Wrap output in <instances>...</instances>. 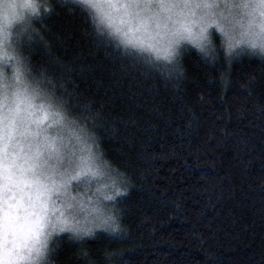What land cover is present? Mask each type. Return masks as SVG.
Listing matches in <instances>:
<instances>
[{
	"label": "trees",
	"instance_id": "trees-1",
	"mask_svg": "<svg viewBox=\"0 0 264 264\" xmlns=\"http://www.w3.org/2000/svg\"><path fill=\"white\" fill-rule=\"evenodd\" d=\"M34 2L48 11L17 51L125 193L122 231L60 234L48 263L264 264V56L229 55L216 36L214 56L186 44L174 66L127 49L136 59L93 9ZM85 108L94 119L77 121Z\"/></svg>",
	"mask_w": 264,
	"mask_h": 264
},
{
	"label": "snow or ice",
	"instance_id": "snow-or-ice-1",
	"mask_svg": "<svg viewBox=\"0 0 264 264\" xmlns=\"http://www.w3.org/2000/svg\"><path fill=\"white\" fill-rule=\"evenodd\" d=\"M82 7L94 9L93 17L98 24V31L107 37L119 41L117 47L123 46L125 55L136 59L134 52L127 49L152 53L156 60H166L175 66L179 56V45L184 39L192 37L193 24L200 23L199 44L202 52L215 55L210 33L206 35L210 21L209 13L200 18V21L185 22V9L190 5L183 0H125L124 3H108L101 5L97 0H76ZM196 7L214 8L218 5L203 4ZM225 7H228L225 5ZM249 17V26L256 21L257 15L264 21V0L256 3H239L232 5ZM27 9L25 14L20 9ZM105 8L111 11H106ZM46 10L43 5L34 0H27L23 5L14 0L0 4V61H7L13 69L11 83H5L3 71H0V88L11 89L0 91V261L2 264H20L25 259L24 250L30 254L33 250L41 255V248L47 247L48 238L55 231L70 232V239H83L91 236L92 229L83 228L78 221L69 222L66 218L58 217L59 227L52 225V231L43 233L48 223L44 216V201L42 197L50 198L56 195L61 188L71 182L83 183L90 186L91 179L100 175L104 165L100 155H97L92 144L87 143L86 129H81L76 140L83 145L80 155L73 152L67 158L58 145L59 137L48 135V129L62 125L67 120L68 110L62 97L55 94V85L52 80L40 75L32 77L31 70L25 63L22 52L12 45L13 26L20 25L16 30L17 39L22 46L23 37L32 29L33 18L41 16ZM118 21V22H117ZM264 26V24H262ZM158 38V39H157ZM166 38V42L160 41ZM155 40V42H153ZM231 43L228 53L232 52ZM253 48L256 45L252 46ZM264 53V45L260 47ZM252 54H256L253 52ZM145 63H151L145 59ZM179 70L178 68L176 69ZM47 84L51 89H42ZM63 87V85H61ZM43 100L39 105L34 101ZM94 119L89 109L85 108L76 118L77 121L87 122ZM47 123L45 128L41 124ZM76 122V121H73ZM35 125V129L32 126ZM43 137L41 140L40 137ZM95 141L93 140V143ZM55 160V163L53 161ZM117 191L115 195H123ZM106 199H114L106 196ZM117 204L120 201H116ZM119 211L108 216L104 224L106 231L117 233L122 231L118 224ZM22 225H26V232L21 235ZM44 235L40 241L38 238ZM33 243L30 245L28 241ZM23 241V243H22ZM40 248H35V243ZM111 258V257H110Z\"/></svg>",
	"mask_w": 264,
	"mask_h": 264
},
{
	"label": "rangeland",
	"instance_id": "rangeland-1",
	"mask_svg": "<svg viewBox=\"0 0 264 264\" xmlns=\"http://www.w3.org/2000/svg\"><path fill=\"white\" fill-rule=\"evenodd\" d=\"M9 2V0H0V4ZM17 4H25L27 0H14ZM101 5L108 3L120 4L125 0H97ZM190 5L188 9H185V22L191 23L193 21H200V18L206 13H209L208 19L210 21L207 26V34L210 35L211 44L215 49L216 36L224 41L226 49L228 50L229 44L233 45L231 54L239 56L244 53L252 54L255 52L258 55L264 56V53L260 52V47L264 45V21H262L257 15L256 21L249 26V17L246 16L242 10L233 8L232 5L239 3H256L258 0H183ZM213 4L218 5L214 8L196 7V5ZM227 5L228 7H225ZM25 14H28L27 9H20ZM106 11H111L105 8ZM96 14V11L93 9ZM0 22L6 23V20L0 19ZM118 22V21H117ZM204 26L200 23L193 24L192 37L181 41L179 48L181 49L186 44L193 46L199 50V36L200 28ZM20 28L19 24L13 26V40L16 41L12 47L17 49L18 39L16 36V30ZM158 39V38H157ZM155 42V40H153ZM166 42V38L161 40L160 43ZM256 45L255 48L252 46ZM179 50V49H178ZM148 52V51H147ZM150 53V52H149ZM152 54V53H151ZM255 54V55H256ZM0 71H3L5 83H11L13 78V69L9 66L7 61H0ZM8 91L9 97L11 96V89H2L0 91ZM43 100L37 98L34 103L39 105ZM45 121L41 124V128H45L47 123ZM35 129V125L32 126ZM80 133L72 122L67 120L62 125H56L48 129V135L52 137H59L57 141L58 145L62 146L61 150L67 158H71V154L74 152L76 156L80 155V149L83 147L77 140L76 135ZM86 135V134H85ZM87 143L92 144V139L86 135ZM42 140L43 137L41 136ZM94 150L95 146L93 145ZM97 153V151H96ZM97 155H99L97 153ZM55 163V160L53 161ZM117 179L111 175V173L101 167L100 175L91 179L90 186H85L83 183L71 182L66 187L61 188L56 195L50 198L42 197L44 201V216L48 223L43 229V233L47 234L52 231V225L56 224L57 228L60 226L58 223V217L66 218L69 222L78 221L83 228L92 229V233L103 230L106 228L104 224L105 219L108 216L114 215L116 209V201L119 195H115L117 191L121 192ZM106 196H113L114 199H106ZM26 225H22L21 235L26 232ZM63 233L55 231L48 238L47 247L41 248V255H37L33 250L30 254L27 253V249L24 250L25 259L20 261V264H49L48 256L50 247L54 239ZM40 241L44 239V235L38 238ZM23 243V241H22ZM31 245L33 242L28 241ZM35 248H40V244L35 243ZM2 264V261H0Z\"/></svg>",
	"mask_w": 264,
	"mask_h": 264
}]
</instances>
